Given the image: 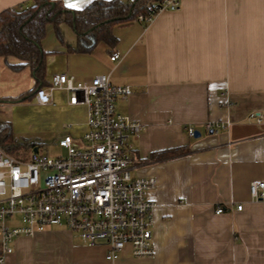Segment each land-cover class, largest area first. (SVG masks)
Instances as JSON below:
<instances>
[{
	"label": "crops",
	"instance_id": "0c3cea01",
	"mask_svg": "<svg viewBox=\"0 0 264 264\" xmlns=\"http://www.w3.org/2000/svg\"><path fill=\"white\" fill-rule=\"evenodd\" d=\"M60 1L81 8L90 0ZM29 2L0 0V11ZM111 30L115 46L97 43L83 53L74 50L68 24H59L60 39L48 23L38 84L28 67L10 68L17 59L0 57V98L31 93L23 102L0 103V122L9 121L21 142L11 114L34 101L50 121L68 124L56 141L64 133L76 137L86 127V105L70 104L61 88L39 104L37 88L61 72L86 81L107 73L114 84L132 87L115 110L140 125L131 174L154 178L148 192L154 251L136 257L126 246L107 260L103 244H82L56 225L17 238L4 264H264V189L259 199L250 197V182L264 183V0H180L145 24L135 19ZM113 52L117 61L109 59ZM208 121L230 125L213 131ZM191 127L194 136L187 134Z\"/></svg>",
	"mask_w": 264,
	"mask_h": 264
},
{
	"label": "built area",
	"instance_id": "2783aa9c",
	"mask_svg": "<svg viewBox=\"0 0 264 264\" xmlns=\"http://www.w3.org/2000/svg\"><path fill=\"white\" fill-rule=\"evenodd\" d=\"M180 0H162L160 9L173 10ZM153 16L139 15L148 22ZM119 52L109 59L117 61ZM69 93V103L86 105V127L76 137L64 133L56 141L65 155L33 151L18 158L0 147V264L13 252L21 236H33L50 226H65L82 244L107 247L105 258L119 257L126 246L134 256H150L154 202L148 192L152 176L131 174L135 161L133 140L140 125L116 113V101L132 94L129 85L114 84L107 73L89 81L64 72L54 74L46 87L37 88L36 101L46 104L53 89ZM257 123L262 118L250 112ZM229 121H208L205 128L219 130ZM68 124L63 123L62 128ZM194 136L195 129L187 128ZM132 137V140L129 137ZM263 182H250V197L259 199ZM241 204L236 206L241 208ZM223 208H216L221 213Z\"/></svg>",
	"mask_w": 264,
	"mask_h": 264
},
{
	"label": "trees",
	"instance_id": "16d2710c",
	"mask_svg": "<svg viewBox=\"0 0 264 264\" xmlns=\"http://www.w3.org/2000/svg\"><path fill=\"white\" fill-rule=\"evenodd\" d=\"M161 1L90 0L81 8H69L60 0H30L27 6L5 8L0 11V57L17 59L16 64H9L10 68L16 71L28 67L38 84L44 79L46 61L40 41L44 38L48 23L53 25L60 39L59 24H68L77 38L74 50L88 53L97 43L115 46L112 26L135 20L139 15L144 18L154 16L159 11ZM30 94L3 97L0 103L23 102ZM0 147L14 154L22 147L33 148L34 144L17 142L11 123L3 121L0 122Z\"/></svg>",
	"mask_w": 264,
	"mask_h": 264
},
{
	"label": "rangeland",
	"instance_id": "374dc122",
	"mask_svg": "<svg viewBox=\"0 0 264 264\" xmlns=\"http://www.w3.org/2000/svg\"><path fill=\"white\" fill-rule=\"evenodd\" d=\"M34 101L22 103L11 114L15 120L13 126L16 127V138L21 142L34 144L39 152L51 156L65 155V150L56 144L57 134L62 127V123L50 121L47 117V110L36 106ZM9 117V112H7ZM32 148L22 147L19 152L12 154L15 157L25 158ZM25 155V156H24Z\"/></svg>",
	"mask_w": 264,
	"mask_h": 264
},
{
	"label": "water",
	"instance_id": "95a60500",
	"mask_svg": "<svg viewBox=\"0 0 264 264\" xmlns=\"http://www.w3.org/2000/svg\"><path fill=\"white\" fill-rule=\"evenodd\" d=\"M196 135H199V133H196ZM33 148H34L33 149L34 151H37V148L36 147H33Z\"/></svg>",
	"mask_w": 264,
	"mask_h": 264
},
{
	"label": "snow or ice",
	"instance_id": "6c2138e0",
	"mask_svg": "<svg viewBox=\"0 0 264 264\" xmlns=\"http://www.w3.org/2000/svg\"><path fill=\"white\" fill-rule=\"evenodd\" d=\"M69 6L71 7V6H74V5H69Z\"/></svg>",
	"mask_w": 264,
	"mask_h": 264
}]
</instances>
